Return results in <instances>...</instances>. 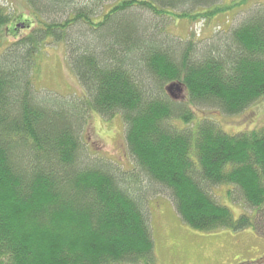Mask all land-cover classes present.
Listing matches in <instances>:
<instances>
[{
	"label": "trees",
	"instance_id": "obj_1",
	"mask_svg": "<svg viewBox=\"0 0 264 264\" xmlns=\"http://www.w3.org/2000/svg\"><path fill=\"white\" fill-rule=\"evenodd\" d=\"M27 1L29 32L0 54V264H155L142 191L129 187L140 178L83 159L89 109L121 114L136 166L169 192L190 227L264 236V126L228 134L191 110L235 115L264 98V6L198 46L159 35L142 14L189 16V4L207 10L217 0H116L100 16L74 0ZM9 21L0 9V27ZM76 25L88 32L72 37ZM61 41L86 95L78 102L34 84L44 45ZM171 83L182 86L186 102L168 94ZM217 185L230 186V198L238 189L256 214L235 217L210 193Z\"/></svg>",
	"mask_w": 264,
	"mask_h": 264
},
{
	"label": "rangeland",
	"instance_id": "obj_2",
	"mask_svg": "<svg viewBox=\"0 0 264 264\" xmlns=\"http://www.w3.org/2000/svg\"><path fill=\"white\" fill-rule=\"evenodd\" d=\"M115 1L107 0L99 5L93 0H74L72 6L95 5L100 16V13L111 9ZM245 2L242 4L243 0H217L215 5L219 7L214 6L216 8L207 10L189 4L185 9H193L191 15L183 17L171 14L170 18H161L148 12L142 15L146 19L149 18L148 21L158 29L159 35L178 41H186L185 39L189 37L197 40L196 45L203 46L205 42L224 38L225 33L237 28L249 13L264 6V0H245ZM0 9L9 15L11 20L8 25L4 24L0 27L1 54L10 43L16 41V34L29 32L27 27L32 23L27 19L31 20L32 12L29 10L30 5L27 0H0ZM43 14V17L48 19L61 15L52 16L46 12ZM20 22L25 24L27 22V26ZM15 23L19 26L18 32L15 31L13 36L12 27ZM83 31L88 32L87 29L82 30L81 25H76L70 33L75 38ZM39 54L34 71V84L41 94L77 102L85 99L84 89L69 63L66 42L44 45ZM167 92L177 102L187 100V94L183 90L172 88ZM191 110L196 112L197 118L212 120L228 134H238L264 126V98L235 115H226L207 107L193 106ZM86 114L85 126L80 132L83 159L90 163L110 165L112 171L119 175L118 177H127L128 174L134 173L135 177L140 178L139 186L132 184L129 187L133 194L142 191L144 208L154 237L155 264H238L245 261L264 264V236L253 229L236 232L220 229L213 233H204L193 229L182 219L173 205L169 192L151 181L136 166L135 158L127 146L126 128L120 113L105 117L89 109ZM179 126L183 127V124ZM212 188L210 193L217 202L229 207L235 217H238L239 213L256 214V209L244 203L238 189L233 190L230 198L228 194L230 186L217 185Z\"/></svg>",
	"mask_w": 264,
	"mask_h": 264
},
{
	"label": "water",
	"instance_id": "obj_3",
	"mask_svg": "<svg viewBox=\"0 0 264 264\" xmlns=\"http://www.w3.org/2000/svg\"><path fill=\"white\" fill-rule=\"evenodd\" d=\"M176 89L178 91L183 90L182 86L178 83H171L170 85L167 86L166 90L170 92L171 89Z\"/></svg>",
	"mask_w": 264,
	"mask_h": 264
},
{
	"label": "bare ground",
	"instance_id": "obj_4",
	"mask_svg": "<svg viewBox=\"0 0 264 264\" xmlns=\"http://www.w3.org/2000/svg\"><path fill=\"white\" fill-rule=\"evenodd\" d=\"M69 21V20H68Z\"/></svg>",
	"mask_w": 264,
	"mask_h": 264
}]
</instances>
